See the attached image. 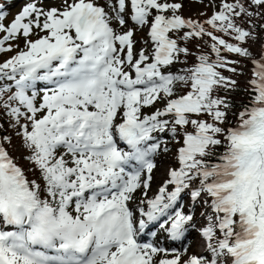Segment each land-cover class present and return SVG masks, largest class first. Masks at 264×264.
<instances>
[{"label":"snow or ice","instance_id":"6c2138e0","mask_svg":"<svg viewBox=\"0 0 264 264\" xmlns=\"http://www.w3.org/2000/svg\"><path fill=\"white\" fill-rule=\"evenodd\" d=\"M8 15L0 264H264V0Z\"/></svg>","mask_w":264,"mask_h":264},{"label":"rangeland","instance_id":"374dc122","mask_svg":"<svg viewBox=\"0 0 264 264\" xmlns=\"http://www.w3.org/2000/svg\"><path fill=\"white\" fill-rule=\"evenodd\" d=\"M218 2V0H217ZM23 3V0H15V3L13 6L11 7H8V0H0V4H5V10L9 13L8 17H7V20H5L4 22L7 24L9 21L12 20V18L14 17V15L19 11L20 9V6L21 4ZM205 10L203 5L201 4H196V5H193L191 10H189V6L188 4H185V8H184V11H183V15L185 17H188V16H192L194 13H197V12H200V11H203ZM208 15H211V9H207L206 10ZM22 43V42H21ZM137 48H139V44L137 45ZM14 53H9L7 54L8 56L10 55H13ZM7 56H0V60H3V59H6ZM162 173H163V168H160L156 173H155V180L156 182H159L160 179H161V176H162ZM155 188H156V184L154 183L153 184V191H155ZM152 193H150L151 195ZM147 239H151V237H148ZM165 247H170V245L165 242Z\"/></svg>","mask_w":264,"mask_h":264},{"label":"trees","instance_id":"16d2710c","mask_svg":"<svg viewBox=\"0 0 264 264\" xmlns=\"http://www.w3.org/2000/svg\"><path fill=\"white\" fill-rule=\"evenodd\" d=\"M242 97L241 96H236V97H234V100H239V99H241Z\"/></svg>","mask_w":264,"mask_h":264}]
</instances>
